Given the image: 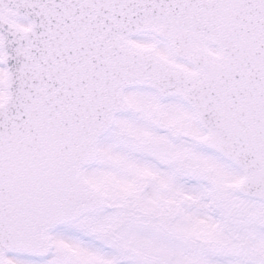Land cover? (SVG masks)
I'll return each mask as SVG.
<instances>
[{
	"label": "snow or ice",
	"instance_id": "snow-or-ice-1",
	"mask_svg": "<svg viewBox=\"0 0 264 264\" xmlns=\"http://www.w3.org/2000/svg\"><path fill=\"white\" fill-rule=\"evenodd\" d=\"M0 264H264V0H0Z\"/></svg>",
	"mask_w": 264,
	"mask_h": 264
}]
</instances>
